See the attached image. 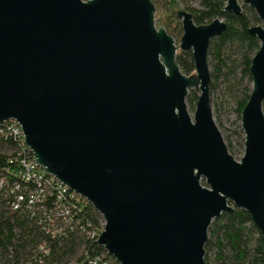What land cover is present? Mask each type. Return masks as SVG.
Listing matches in <instances>:
<instances>
[{
    "label": "water",
    "instance_id": "95a60500",
    "mask_svg": "<svg viewBox=\"0 0 264 264\" xmlns=\"http://www.w3.org/2000/svg\"><path fill=\"white\" fill-rule=\"evenodd\" d=\"M243 5L261 23L249 28L260 48L237 160L211 104L223 19L199 25L180 9L178 45L152 0H0V122L18 121L36 162L102 215L98 244L120 264H207L211 224L236 208L264 236V0L226 10ZM179 49L192 50L194 74Z\"/></svg>",
    "mask_w": 264,
    "mask_h": 264
},
{
    "label": "trees",
    "instance_id": "16d2710c",
    "mask_svg": "<svg viewBox=\"0 0 264 264\" xmlns=\"http://www.w3.org/2000/svg\"><path fill=\"white\" fill-rule=\"evenodd\" d=\"M152 1L165 6L167 15L162 20L168 33L174 38L182 36L179 0ZM189 1L192 0H181L185 4L183 9L193 14L196 24L210 23L216 18L227 23L226 30L210 42L208 55L213 59L210 89L224 80L228 91L237 96L236 111L241 119L252 92L244 80L253 82L250 66L260 48L259 39L250 34L249 28L261 20L248 5H243V14L239 16L226 10L227 0H195L198 6L190 5ZM176 59L185 74L195 73L192 50L178 51ZM197 100L198 93L191 89L188 101L195 104ZM10 125L0 123L3 128L0 131V264H79L99 255L105 256L109 264H120L99 246L97 236L87 234L100 232L104 222L91 203L72 200L70 192H65L56 181L52 183L55 187L52 194H40L31 203L39 186L33 179L27 180L24 162L34 160V154L24 144L21 134H9ZM233 134L245 141L241 125ZM228 148L231 153V143ZM37 168L42 172L41 167ZM61 209L68 210L65 219L53 222L56 213L53 210ZM205 248L207 264H264V236L244 209L223 212L215 219Z\"/></svg>",
    "mask_w": 264,
    "mask_h": 264
},
{
    "label": "rangeland",
    "instance_id": "374dc122",
    "mask_svg": "<svg viewBox=\"0 0 264 264\" xmlns=\"http://www.w3.org/2000/svg\"><path fill=\"white\" fill-rule=\"evenodd\" d=\"M180 9H183L185 7V4L179 0ZM189 4L192 6H198V1L192 0L189 1ZM156 5V24L157 26H164V20H162V17H165L167 12L164 8L162 2L155 3ZM162 6V7H158ZM182 36H179L176 39L177 44L179 45L181 41ZM181 49H179L180 51ZM210 70L213 69V59L211 55H208ZM244 85L253 87V82L250 83L248 79L244 80ZM236 95L230 93L227 89V83L224 80H219L217 87L214 88L211 91V104H212V110L214 114V119L220 128V131L222 132V135L225 139V142L227 146H230L231 143V154L237 159L241 160V158L244 155L245 146L244 141L242 138L238 135L233 134L234 130L239 129V125H241V119L238 116V113L236 111L237 102H236ZM187 104L188 109L194 117V113L196 110V103L191 104L188 101L187 96ZM104 226V223L102 224Z\"/></svg>",
    "mask_w": 264,
    "mask_h": 264
},
{
    "label": "built area",
    "instance_id": "2783aa9c",
    "mask_svg": "<svg viewBox=\"0 0 264 264\" xmlns=\"http://www.w3.org/2000/svg\"><path fill=\"white\" fill-rule=\"evenodd\" d=\"M0 123H11V125L8 127L9 134H15V135L21 134L23 136V139H24V144L26 145L24 133H23L22 127L18 121L9 120V121L0 122ZM2 129L3 128L0 127L1 132L3 131ZM26 147L31 151V149L27 145H26ZM24 163H26L25 165L27 166V173H26L27 180L33 179L35 181V183H37V185L39 186V190L35 193L36 196L32 195L31 203L33 202V199L37 198L40 194H43V193L52 194L53 189L55 188V187L53 188V184H52L53 181L60 183L63 186L65 192L69 191L70 195H71L70 197L72 200H76V202H78L80 200H84V201L90 203V201L87 198L81 196L80 194H78L75 191L68 188L65 184H63L61 181H59L55 176L48 174L44 170V168L36 162L35 156H34V160L28 161V162L26 161ZM37 167H41L43 169L42 172H40ZM45 175H49L51 177V179H47ZM21 198L22 197H20V199ZM53 211H54V213L56 212L54 217H53V222H59L60 220L65 219L66 214H68L67 209H61L59 211L53 210ZM51 219H52V217H51ZM103 230H104V226L100 232L88 231L87 234H92L93 236H97V242H98L99 235L101 234V232ZM108 255H110V254L108 253ZM79 264H109V261L105 258V256L99 255V256H95L93 258H87L84 263H79Z\"/></svg>",
    "mask_w": 264,
    "mask_h": 264
}]
</instances>
